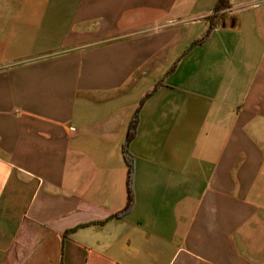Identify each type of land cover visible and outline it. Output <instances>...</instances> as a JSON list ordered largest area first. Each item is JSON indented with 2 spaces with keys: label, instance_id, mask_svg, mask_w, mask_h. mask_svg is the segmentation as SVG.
<instances>
[{
  "label": "crops",
  "instance_id": "1",
  "mask_svg": "<svg viewBox=\"0 0 264 264\" xmlns=\"http://www.w3.org/2000/svg\"><path fill=\"white\" fill-rule=\"evenodd\" d=\"M217 1L0 0V264H264V0Z\"/></svg>",
  "mask_w": 264,
  "mask_h": 264
},
{
  "label": "trees",
  "instance_id": "2",
  "mask_svg": "<svg viewBox=\"0 0 264 264\" xmlns=\"http://www.w3.org/2000/svg\"><path fill=\"white\" fill-rule=\"evenodd\" d=\"M230 7H231L230 0H218L217 1L215 7L213 8V13L208 17L210 27H209V30L207 31V33L210 31L211 28L219 25V23H220L219 19L221 18L219 13H222V12L228 10ZM134 131H135V122L133 120L131 125H130V128H129V136H128L129 139L132 136V134L134 133ZM127 144L128 143L126 142V144L124 146L125 147L124 151H125L127 160L128 159L130 160L131 156L127 152ZM131 172L132 171L130 169L129 170V177H128V181H129L128 182V207H130L131 204L133 203V191H132V187H131V180H132V173ZM69 231H72V229H70Z\"/></svg>",
  "mask_w": 264,
  "mask_h": 264
}]
</instances>
